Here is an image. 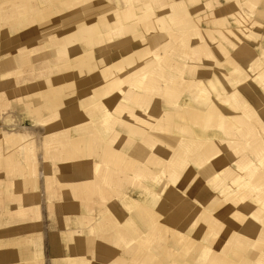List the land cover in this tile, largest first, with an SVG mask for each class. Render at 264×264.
<instances>
[{"label": "bare ground", "instance_id": "obj_1", "mask_svg": "<svg viewBox=\"0 0 264 264\" xmlns=\"http://www.w3.org/2000/svg\"><path fill=\"white\" fill-rule=\"evenodd\" d=\"M62 1L0 0V19L11 24L5 25L10 36L44 42L52 37V45L39 51L35 45L27 46L28 50L17 45L19 54L25 55L23 63L34 56L35 64L47 58L50 64L45 67H50L67 54L76 64L78 82L86 77V81L96 79L89 99H79L78 106L86 109L88 119L84 120L87 125L77 127L79 139L74 146L79 151L93 139L102 149L98 147L92 156V178L74 180L70 176L63 184L66 189L81 191L83 183L99 184L116 174L132 180L131 187H124L122 199L110 204L93 195L95 188L89 190L93 203L100 205L96 217L94 213L88 217L89 223L92 218L90 233L98 237L109 232L108 237L118 240L124 250L110 264H264V0H245L252 14L237 0ZM7 7L14 8L12 13L2 14ZM29 17H35L32 22L36 25L25 22ZM21 22L25 23L18 24ZM57 29L64 34H57ZM202 40H206L203 45ZM236 47L243 55L238 59L240 67L252 72L245 75V87L231 84L227 70L219 66L223 62L219 55L228 53L231 58ZM195 56L212 60L211 64L203 62L209 67V76L184 77L185 69L195 66L191 60ZM99 60L106 64L102 72L92 74ZM100 75L103 77L97 80ZM185 90L187 99L182 103L179 99ZM180 124L187 125L186 138L178 135ZM86 128L92 139L89 132L83 133ZM101 131L109 133L101 138L97 136ZM166 142H170L169 148L162 144ZM183 142L187 155L175 158L162 173L159 164L165 157L155 149H169L172 154L175 147L184 149L178 144ZM104 150L112 163L121 154L124 162L118 166L122 169L107 172ZM79 162L78 169H85ZM186 169L184 192L176 176ZM151 172L155 178H141ZM159 174L163 177L157 178ZM228 219L236 227L226 229ZM211 227H216L212 233L208 231ZM70 231V236H79L83 247L84 228ZM93 241L102 248L101 260L109 264L104 257L110 246L100 245L103 241L96 238ZM232 242L235 245L230 249ZM251 246L259 250L253 263L249 261ZM79 247L75 255L64 256L67 264L92 263Z\"/></svg>", "mask_w": 264, "mask_h": 264}, {"label": "rangeland", "instance_id": "obj_2", "mask_svg": "<svg viewBox=\"0 0 264 264\" xmlns=\"http://www.w3.org/2000/svg\"><path fill=\"white\" fill-rule=\"evenodd\" d=\"M56 1L63 4L62 0ZM227 1L222 0L224 3ZM237 1L242 3L239 5L243 6L245 11L247 10L248 13L252 14L250 5L248 6L245 0L244 2L247 6L243 0ZM13 9L7 7L3 10L2 14L12 13ZM14 18L17 19V14H15ZM34 18L29 17L25 22H32ZM5 22L4 19H0L1 31L3 30L0 33V253L4 254L10 251V255L4 256L0 264H67L64 261L66 260L64 256L75 255L74 253L76 252L74 250L79 246L82 254H85V258L92 260L91 264H104L103 260H101L102 248L100 247V249L99 245L94 246L95 242L93 240L95 238L100 243L103 241L104 245H100L106 248L108 246L112 247L105 248L106 256L104 260L109 259V262L110 259L115 257V254L121 253L124 250L119 247L122 245L118 240L108 237L109 232L100 233V237H96V234L90 233L89 228L91 227L92 218L89 223L88 217H91L93 213L96 217L98 214L97 208L100 205H98L99 202L93 203L89 190L95 188L93 195L99 196L98 200L101 202L105 201L107 204H110L112 203L111 201L122 199V192L126 191L124 187H131L132 180L119 177L116 174L115 178H111L109 181L105 179L102 182L100 181L99 184L96 181L94 183L91 181L89 184L82 182L84 185L80 186L81 191H72L71 188L66 189L63 184L67 182L66 178H71L70 176L74 180H78V178L82 180L85 177L92 178V166L90 162L92 161V156L96 155L95 150H99L98 147H102V145L98 146L92 139L93 134L88 128L83 133L89 132V137L92 141L83 143L79 151L74 146L76 144L75 140L79 139L76 129L81 125H87V121L84 120L88 119L86 109L82 110L78 106L79 99L87 97L94 92L92 86L96 79L91 78L86 81V77L83 82H78L79 78H74L76 64L73 63L71 57L67 54H64L60 58L59 64L50 67H45L50 64L47 58L38 60L36 65L34 63V56L32 57V61L23 63L25 55L19 54L17 50L18 46H23L27 49V46L32 47L35 45L36 49L39 48V51L46 48L47 44V47L51 46L53 39L51 37V39L44 42L34 37L21 38L20 35L10 36L9 28L5 25L11 24ZM18 24L23 25L22 22ZM32 24L36 25L35 22H32ZM57 27H60V25ZM56 32L59 35L64 34L60 32V29H57ZM12 41H16L17 43ZM205 42L206 40H202V45ZM202 49H204V46ZM241 52L240 48L236 47L233 48L231 58L228 53L224 56L219 55L221 60H223L219 66L227 70V78L231 84H242L245 87L247 85L245 75L248 76L252 72L243 71V66L240 67L241 62L238 59L239 57H243ZM252 58L255 59V57ZM243 59L245 60V58ZM254 59H252V62L258 67L259 64L257 63V65V60ZM191 60H195L196 64L191 69H185V78H187V74L210 75L207 74L209 67L203 65V62L211 64L212 60L210 58L211 62L204 60L200 56H195ZM98 62L99 65L96 66V70L92 74L102 72L106 64L105 61L99 60ZM83 63L88 65L87 61ZM35 68L43 70L40 69L41 71L37 72ZM102 77L100 75V78L98 77L97 80H100ZM46 83H49L50 91H48L49 87ZM181 92L183 93H181L182 97L179 101L185 103L187 90ZM88 99L89 97L86 98V100ZM55 102H61V105L55 104ZM47 104L53 106L51 108H42ZM84 104L87 103L84 102ZM135 121L139 123V121ZM185 123L187 124V122ZM177 130L179 136L187 137V125L180 124ZM108 133L101 131V133H97V136L102 138V136L108 135ZM74 135H76V138ZM116 143H119V141H115L114 144ZM162 144L169 148L170 142ZM178 144H183L184 149L175 147L173 149L175 152L172 154L169 153V149L165 150V152L160 151V148L155 149L159 156L164 155L165 157V161L159 164L162 173L167 172L168 164H171L175 158L187 155V144L184 142ZM61 148L63 151L68 148L69 151L67 153L63 152ZM92 148L93 151L91 150ZM257 150L259 149L257 148ZM104 151L107 152L105 155V159L108 161L107 172L111 174L114 170L122 169L121 166H118L124 162L123 158L120 157L121 154L119 153V159H116L115 163H112L109 160L108 150ZM79 160L84 163L83 167L85 169H78L80 167L78 165L80 163ZM182 172L181 176L176 177L178 185L181 188L183 187L185 192L187 190V169ZM162 177L163 174L157 176V178ZM141 178L144 181L153 179L155 178V173L151 172L145 176L142 175ZM167 181L169 182V178ZM127 191L130 192L128 189ZM186 196L187 194H185ZM180 201L182 202L183 199ZM165 202L171 206L173 205V201L170 203L165 200ZM247 207L244 210H248ZM82 208H84V211H81ZM94 208L95 210H93ZM112 210H114L113 207ZM111 213L113 214V212ZM118 214L116 215L118 216ZM105 215L108 218V222H110V212H107ZM94 222L99 224L97 219ZM226 222V229H228V226L232 229L234 226L236 227L235 223L232 226L233 221L231 219H228ZM79 228H84L83 238L85 242L83 243V247L78 243L79 236H70L72 235L70 230L75 231ZM211 228V231L208 230L210 233L214 232V228L216 227ZM53 237H57L55 241L57 243L51 244L53 246L52 250L49 243ZM232 245H235V243L232 242L230 244V249L233 248ZM27 246L30 248H27ZM116 247L119 250H116ZM246 249L248 250V248ZM38 250H41V254L39 253V255L37 254ZM108 250L112 252L110 253ZM249 251V261L252 262L254 253L259 250L251 246ZM56 252H58L57 255ZM37 256L40 258H37ZM96 261L98 263H95ZM183 263L187 264L189 262H178L177 264ZM149 264H151V261H149Z\"/></svg>", "mask_w": 264, "mask_h": 264}, {"label": "crops", "instance_id": "obj_3", "mask_svg": "<svg viewBox=\"0 0 264 264\" xmlns=\"http://www.w3.org/2000/svg\"><path fill=\"white\" fill-rule=\"evenodd\" d=\"M57 240V237H53L52 239H51V241H50V243H49V245H50V248L52 249V245L51 244H54V243H57V242H55ZM53 250V249H52ZM54 252V251H53ZM57 253L58 252H56V255H57ZM2 255V256H1ZM8 255H10V251H8V252H6V253H0V257H2V260H3V257L4 256H8Z\"/></svg>", "mask_w": 264, "mask_h": 264}]
</instances>
